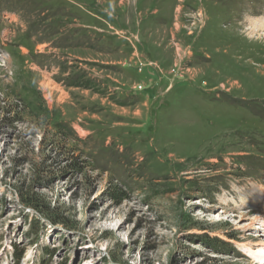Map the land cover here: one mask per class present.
Segmentation results:
<instances>
[{
    "label": "rangeland",
    "instance_id": "obj_1",
    "mask_svg": "<svg viewBox=\"0 0 264 264\" xmlns=\"http://www.w3.org/2000/svg\"><path fill=\"white\" fill-rule=\"evenodd\" d=\"M263 23L264 0H0V264H255Z\"/></svg>",
    "mask_w": 264,
    "mask_h": 264
},
{
    "label": "bare ground",
    "instance_id": "obj_2",
    "mask_svg": "<svg viewBox=\"0 0 264 264\" xmlns=\"http://www.w3.org/2000/svg\"><path fill=\"white\" fill-rule=\"evenodd\" d=\"M262 26H264V23L262 24ZM261 222L264 223L263 218H261ZM251 244L252 242L248 243L247 246L244 245L243 251L249 252L252 255V259L253 261H255V264H264V241L263 239H259L254 244L252 245Z\"/></svg>",
    "mask_w": 264,
    "mask_h": 264
}]
</instances>
